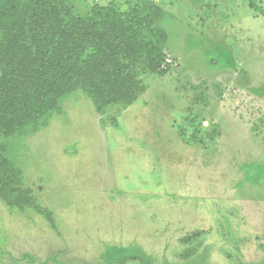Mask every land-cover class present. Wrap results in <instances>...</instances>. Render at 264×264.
<instances>
[{"label": "rangeland", "instance_id": "374dc122", "mask_svg": "<svg viewBox=\"0 0 264 264\" xmlns=\"http://www.w3.org/2000/svg\"><path fill=\"white\" fill-rule=\"evenodd\" d=\"M251 1L51 0L48 24L57 3L89 39L117 33L112 14L146 31L143 46L98 52L120 86L105 114L76 88L38 130L0 138L19 171L0 185V264H260L264 14Z\"/></svg>", "mask_w": 264, "mask_h": 264}, {"label": "trees", "instance_id": "16d2710c", "mask_svg": "<svg viewBox=\"0 0 264 264\" xmlns=\"http://www.w3.org/2000/svg\"><path fill=\"white\" fill-rule=\"evenodd\" d=\"M23 2L26 3L11 0L12 15L0 13V138L27 122L33 123L34 131L38 130L40 110L56 108L59 98L76 88L88 94L99 114H105L117 101L120 86L105 68L108 65L103 64L98 52L105 54L113 45L143 46L138 37L145 34L146 29L139 26L120 30L122 24L117 21L122 17L112 14V25L116 26L117 33L93 40L87 35L90 33L80 29L71 33L62 26L75 18L68 17L71 18L68 20L57 3L56 22L48 24L42 12L51 8V0H33V6L26 9ZM251 3L264 14V8L255 0ZM91 44L97 48L96 53L85 55L84 51ZM18 183L19 171L0 153V185L14 188ZM204 232L196 230L183 238L184 243L196 244L184 251L183 259L197 253L201 245L197 240ZM259 239L263 253L260 264H264V236Z\"/></svg>", "mask_w": 264, "mask_h": 264}]
</instances>
